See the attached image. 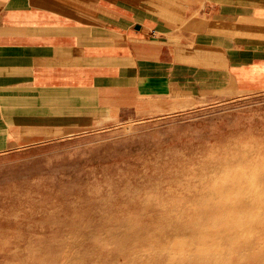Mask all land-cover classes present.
I'll list each match as a JSON object with an SVG mask.
<instances>
[{"label":"rangeland","instance_id":"obj_1","mask_svg":"<svg viewBox=\"0 0 264 264\" xmlns=\"http://www.w3.org/2000/svg\"><path fill=\"white\" fill-rule=\"evenodd\" d=\"M0 264H264V92L0 152Z\"/></svg>","mask_w":264,"mask_h":264},{"label":"crops","instance_id":"obj_2","mask_svg":"<svg viewBox=\"0 0 264 264\" xmlns=\"http://www.w3.org/2000/svg\"><path fill=\"white\" fill-rule=\"evenodd\" d=\"M264 92V0H0V152Z\"/></svg>","mask_w":264,"mask_h":264},{"label":"bare ground","instance_id":"obj_3","mask_svg":"<svg viewBox=\"0 0 264 264\" xmlns=\"http://www.w3.org/2000/svg\"><path fill=\"white\" fill-rule=\"evenodd\" d=\"M240 197H242V196H240ZM251 200H252V199H251ZM252 201H253V200H252ZM252 201H251V202H252ZM236 202H237V201H236ZM253 202H254V201H253ZM235 207H237V205H236ZM237 208H238V207H237ZM239 208H241V206H240ZM241 209H242V208H241ZM224 212L226 213V211H224ZM224 212H222V213H224ZM227 212H228V210H227ZM242 212H243V211H242ZM242 214H244V212H243ZM222 215H224V214H222ZM234 215H235V214H234ZM240 215H241V214H240ZM244 215H245V214H244ZM225 218H226V217H225ZM222 219H224V218L222 217ZM244 219H246L245 216H244ZM244 219H243V220H244ZM247 219H248V218H247ZM241 220H242V218H241ZM232 223H233V222H232ZM234 224H235V223H234ZM246 224H247V223H246ZM232 229H233V228H232ZM198 255H199V254H198ZM205 256L208 257L207 255H205ZM205 256H204V257H205ZM213 257H214V256H213ZM215 257H216V256H215ZM207 259H208V258H207Z\"/></svg>","mask_w":264,"mask_h":264}]
</instances>
